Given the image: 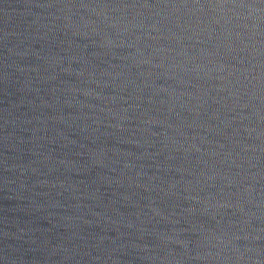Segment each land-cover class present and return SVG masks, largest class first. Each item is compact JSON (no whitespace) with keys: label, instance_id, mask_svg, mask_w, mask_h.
Instances as JSON below:
<instances>
[{"label":"water","instance_id":"obj_1","mask_svg":"<svg viewBox=\"0 0 264 264\" xmlns=\"http://www.w3.org/2000/svg\"><path fill=\"white\" fill-rule=\"evenodd\" d=\"M0 264H264V0H0Z\"/></svg>","mask_w":264,"mask_h":264}]
</instances>
